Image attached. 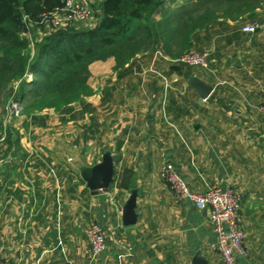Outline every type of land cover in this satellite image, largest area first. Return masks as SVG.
Segmentation results:
<instances>
[{"label":"crops","instance_id":"crops-1","mask_svg":"<svg viewBox=\"0 0 264 264\" xmlns=\"http://www.w3.org/2000/svg\"><path fill=\"white\" fill-rule=\"evenodd\" d=\"M149 22L145 48L92 61L91 92L67 107L12 118L0 102L3 264H192L196 253L226 264L210 247L209 208L176 201L163 163L194 191H238L246 254L235 264H264V0H164ZM45 33L33 30L30 45ZM191 50L207 51V66L178 60ZM107 152L111 180L92 189L80 172ZM132 189L135 221L125 224ZM93 222L106 231L98 257Z\"/></svg>","mask_w":264,"mask_h":264},{"label":"trees","instance_id":"trees-1","mask_svg":"<svg viewBox=\"0 0 264 264\" xmlns=\"http://www.w3.org/2000/svg\"><path fill=\"white\" fill-rule=\"evenodd\" d=\"M163 1L101 0L94 27L57 29L31 46L22 15L35 18L43 4L51 8L59 0H0V99L4 90L3 101L14 96L26 112L60 110L80 100L91 92L92 61L129 59L156 35L149 20ZM28 74L34 78L27 81Z\"/></svg>","mask_w":264,"mask_h":264},{"label":"built area","instance_id":"built-area-1","mask_svg":"<svg viewBox=\"0 0 264 264\" xmlns=\"http://www.w3.org/2000/svg\"><path fill=\"white\" fill-rule=\"evenodd\" d=\"M94 0H59V4L41 10L35 18L23 14L22 23L31 41V31L44 30L45 34L61 28H92L97 24L94 17ZM256 23H246L242 30L253 32ZM208 52L191 50L182 53L178 60L188 64L207 66ZM14 106V105H13ZM264 113V104L258 106ZM161 179L167 183L176 201H186L196 208H209V223L215 236L211 249L221 254L226 264H235L238 257L246 254L244 231L240 225L241 196L231 187L209 186L204 192L194 191L172 163H163L159 169ZM86 235L93 257H98L106 246V231L96 222L91 223ZM0 264L3 262L0 261Z\"/></svg>","mask_w":264,"mask_h":264},{"label":"water","instance_id":"water-1","mask_svg":"<svg viewBox=\"0 0 264 264\" xmlns=\"http://www.w3.org/2000/svg\"><path fill=\"white\" fill-rule=\"evenodd\" d=\"M81 177L86 181L88 187L92 189L106 187L112 177L113 167L109 152L103 155L102 161L93 167H86L81 170ZM136 189L131 190V194L123 206L122 217L125 224L135 221V198ZM192 264H207L205 258L196 253L192 258Z\"/></svg>","mask_w":264,"mask_h":264},{"label":"rangeland","instance_id":"rangeland-1","mask_svg":"<svg viewBox=\"0 0 264 264\" xmlns=\"http://www.w3.org/2000/svg\"><path fill=\"white\" fill-rule=\"evenodd\" d=\"M42 7H43L42 10L49 9V8H46L47 7L46 4H43ZM93 12H94V4H93ZM95 16L96 15L94 14V17ZM16 86H17V82L13 84V88H16ZM2 93L3 95L5 94L4 90L2 91ZM3 95H2V98L0 99V102H3L4 100ZM5 103H6V106H8L10 109L11 108L13 109L12 114H10L12 118L16 117V114H21L22 112H25V108H26L25 103L21 102L18 99H15L14 96L9 97V99Z\"/></svg>","mask_w":264,"mask_h":264}]
</instances>
